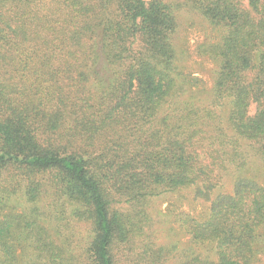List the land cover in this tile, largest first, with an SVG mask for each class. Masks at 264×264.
<instances>
[{"label": "trees", "instance_id": "16d2710c", "mask_svg": "<svg viewBox=\"0 0 264 264\" xmlns=\"http://www.w3.org/2000/svg\"><path fill=\"white\" fill-rule=\"evenodd\" d=\"M185 7L223 34L199 47L218 61L210 96L192 92L174 107L190 91L173 42ZM245 148L264 161V0H0V264H20L22 241L23 264H71L81 221L91 226L85 264H119L120 247L125 264H164L130 244L154 197L188 188L209 213L176 222L215 258L185 264H254L264 186L237 177L212 197L224 172L248 165ZM20 191L48 200L65 243L38 208L5 202Z\"/></svg>", "mask_w": 264, "mask_h": 264}, {"label": "rangeland", "instance_id": "374dc122", "mask_svg": "<svg viewBox=\"0 0 264 264\" xmlns=\"http://www.w3.org/2000/svg\"><path fill=\"white\" fill-rule=\"evenodd\" d=\"M178 28L173 36V42L177 49L178 56L176 60V76L179 83L185 85V79H188L187 87L189 92L182 91L179 97L176 96L173 101L176 105H183L189 95L193 92L198 96H210L213 85L214 71L218 67V61L212 57L201 55L199 47L206 41H219L223 31L213 26L199 13L187 7L177 11ZM198 79V80H197ZM197 83H199L197 85ZM245 154L248 157V165L239 172L230 168L228 172L223 173L221 185L214 189L212 197L221 193H230L233 191L234 182L237 177H249L255 179L264 186V161L254 150L245 148ZM7 204L14 206L18 211L32 214L34 209H39L36 214L39 219L51 229L56 239L65 243V238L56 228V222L52 218L51 208L48 200L42 198L39 202H30L22 191L5 200ZM211 202L204 198H197L194 188L167 192L161 196L154 197L146 206L150 217V223L145 226L141 235H135L132 238L130 246L134 249L137 258L148 260L152 255H162L164 264H185L191 257L197 253H202L203 257L214 259V249L212 247L197 246L192 236L176 222V215L181 212L192 214L203 219L209 213ZM67 209L70 215H73L76 205L67 202ZM54 213V210H53ZM77 232L73 235L71 241V251L67 254L71 264H85L84 253L81 256L79 251L86 247L91 235V226L84 221L77 222ZM67 230L64 227L62 232ZM264 233V231H263ZM83 241L82 245L81 242ZM30 249L26 241L21 242L18 250L20 264L25 263L30 257ZM115 253L119 264L124 263L125 250L123 247L116 248ZM84 258V259H83ZM254 264H264V243L260 242L256 248V261Z\"/></svg>", "mask_w": 264, "mask_h": 264}]
</instances>
